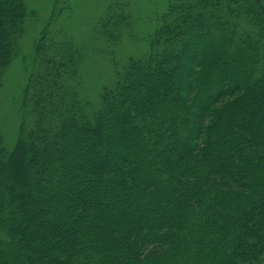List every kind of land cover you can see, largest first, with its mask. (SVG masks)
<instances>
[{
	"label": "trees",
	"instance_id": "obj_1",
	"mask_svg": "<svg viewBox=\"0 0 264 264\" xmlns=\"http://www.w3.org/2000/svg\"><path fill=\"white\" fill-rule=\"evenodd\" d=\"M53 3L27 55L38 11L0 0V91L33 62L12 149L0 127V264H264V0H169L98 106ZM131 5L95 38L128 36Z\"/></svg>",
	"mask_w": 264,
	"mask_h": 264
},
{
	"label": "rangeland",
	"instance_id": "obj_2",
	"mask_svg": "<svg viewBox=\"0 0 264 264\" xmlns=\"http://www.w3.org/2000/svg\"><path fill=\"white\" fill-rule=\"evenodd\" d=\"M53 1L55 0H26L30 11H38V18L29 15L26 20V31L21 38L23 54H33L34 40L49 20L54 7ZM62 1L68 11L58 16V27L69 31L75 41L86 48V58L82 66L81 95L94 106H98L104 89L114 84L117 72L123 69L129 58L144 56L150 51L151 30L155 26L157 15L166 8L169 0H130L134 29L117 45L96 39L94 34L96 21L113 0ZM32 67V61L29 60L25 64L23 59L18 57L4 74V84L0 91V127L10 149L18 138L22 120L23 89Z\"/></svg>",
	"mask_w": 264,
	"mask_h": 264
}]
</instances>
